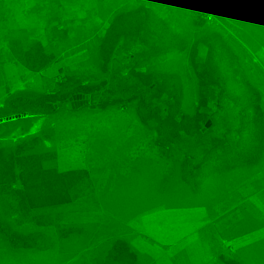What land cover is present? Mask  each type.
Instances as JSON below:
<instances>
[{"label":"rangeland","instance_id":"1","mask_svg":"<svg viewBox=\"0 0 264 264\" xmlns=\"http://www.w3.org/2000/svg\"><path fill=\"white\" fill-rule=\"evenodd\" d=\"M140 4L152 8L187 42L185 49L150 56L136 67L142 71H175L182 80L184 110H194L198 94L188 49L202 32L215 30L232 47L248 78L260 90L264 112V12L257 0H0V104L9 92L19 89L54 92L66 75L85 83L107 78L98 43L116 11ZM54 24L64 29L65 35L50 41L47 34ZM13 40L25 46L41 40L55 58L42 73L30 72L11 52ZM119 53L131 63V53ZM204 57L205 46L199 43L198 62ZM207 96L209 112L214 109V100L211 93ZM13 119L16 117L10 116L1 122ZM30 123L28 128L24 123L1 134L0 150L8 154L22 145L25 152H46L45 166L60 170L83 167L89 178L75 189L70 203L33 211L44 215L43 225L20 214L14 200L0 194L2 221L19 231H42L52 242L45 249L12 248L0 234V264H118L106 260L105 255L110 245L119 239L127 241L128 233L132 234L121 223L124 215L134 218L152 210L171 216L184 206L169 210L163 206L166 203L193 205L197 201L210 205L205 209L213 223L228 219L224 228L233 232L255 223L251 214L257 208L250 201L264 202V161L213 172L204 178L198 192H192L184 180L189 162L173 146L158 144L154 131L138 120L134 103L105 108L97 104L60 107L34 117ZM122 139L131 145L119 148ZM123 175L129 183L124 182ZM117 193L118 200L114 197ZM240 200H248V212ZM147 241L149 245L163 243L159 237L149 236ZM262 245L259 255L258 246L251 242L240 254L248 262L264 264ZM152 246L139 264L161 262L160 256L170 249L168 245Z\"/></svg>","mask_w":264,"mask_h":264},{"label":"trees","instance_id":"2","mask_svg":"<svg viewBox=\"0 0 264 264\" xmlns=\"http://www.w3.org/2000/svg\"><path fill=\"white\" fill-rule=\"evenodd\" d=\"M201 23V21H199ZM48 39L63 37L65 30L51 26ZM199 43L205 57L197 60ZM184 37L174 31L164 18L146 5L116 11L104 30L97 49L107 78L83 82L66 75L54 92L24 88L9 92L0 104V135L14 131L37 116L54 112V104L75 93L99 91L97 105L105 108L119 103H134L138 120L153 130L158 144L173 146L189 162L185 182L198 192L204 178L217 171L260 162L264 154V112L261 92L250 81L232 47L215 30L202 32L188 49L195 70L197 100L192 112L183 109L182 80L172 70L142 71L137 65L150 56L182 50ZM123 53H131L127 64ZM11 52L27 70L40 72L55 58L41 40L23 45L13 40ZM240 87V92L236 87ZM214 109L206 111L208 94ZM10 116L16 119L1 122ZM46 152H25L19 145L12 153L0 150V194L11 197L20 214L39 225L44 215L34 210L70 203L75 189L89 177L86 168L60 170L47 167ZM0 234L12 248L45 249L50 237L42 231H19L0 219ZM105 259L118 264H139V255L125 240L119 239L107 249ZM226 264H238L224 259Z\"/></svg>","mask_w":264,"mask_h":264},{"label":"crops","instance_id":"3","mask_svg":"<svg viewBox=\"0 0 264 264\" xmlns=\"http://www.w3.org/2000/svg\"><path fill=\"white\" fill-rule=\"evenodd\" d=\"M257 3L264 9V0H257ZM263 9L260 8V10L264 12ZM43 71L44 70L33 73H42ZM119 144H121L118 146L120 148L127 144L130 146L131 142L124 141L122 139L120 140ZM120 159L124 160L123 158H119V160ZM261 161H264V154ZM259 173L262 175V171H258L257 174L259 175ZM129 174L127 177H129ZM127 177H125V183L130 182ZM135 183H137V181ZM127 189L128 188L126 187V190ZM184 189L186 190L187 188L184 187ZM114 197H116V200H118L120 194L117 193ZM242 201V205H244L246 212H248V200L243 201L246 203H243ZM250 202L251 204L255 203L256 206L254 205L253 207L257 208L256 211L254 212L253 210V213L251 214L256 219L255 223H253L251 227H242L239 230L233 232H230L227 228H224L226 227V222L228 219H220L219 221L216 220L213 223L210 220L211 217L205 209L210 207V205H204L203 203L197 201L193 205H186V203L183 202H174L170 204L166 203L163 206L166 209L170 208L169 210H177L180 206H184L171 216L167 215V213H154L152 210L139 213L138 216L134 218H129L132 215L128 217L124 215L123 218L125 217V219L122 218L121 221L123 222L121 223L126 225V227H129V231L132 230V234L129 232L127 241H125L129 247L139 255V261L141 259L143 260V254L147 252L148 247L153 248L152 245H168L170 249L168 248V250H166L164 256H160L161 262H155L156 264H226L224 260H220L222 258L233 259L238 264H254L253 262H248L247 259H244L240 253L242 252L243 247H246L249 242L258 246L256 249L257 252L255 250L257 255H259L260 250L263 249V245H260L264 243V202L263 200ZM116 204L118 205L119 202ZM161 205L162 204H158V206ZM125 206H130V204H125ZM186 208H193L194 210H192L193 212L185 214L183 210ZM220 216L222 215H218L217 217ZM117 227L120 229L124 228L119 225H117ZM250 234L252 236L251 238H248ZM149 236L151 238L159 237L163 243H152L150 246L149 242L147 241V237ZM175 245L179 246L175 248L173 247ZM227 253L229 255L231 254V258L228 256L226 257ZM235 253H237L236 257ZM238 253L240 255H238ZM238 256H241L242 259H240Z\"/></svg>","mask_w":264,"mask_h":264},{"label":"water","instance_id":"4","mask_svg":"<svg viewBox=\"0 0 264 264\" xmlns=\"http://www.w3.org/2000/svg\"><path fill=\"white\" fill-rule=\"evenodd\" d=\"M100 92L95 91L91 93H75L69 96L64 101H59L54 104V110L60 107L78 108L82 105H93L97 103V98Z\"/></svg>","mask_w":264,"mask_h":264}]
</instances>
